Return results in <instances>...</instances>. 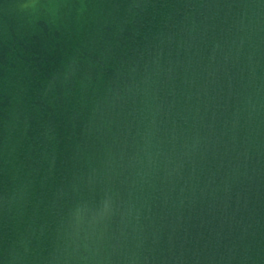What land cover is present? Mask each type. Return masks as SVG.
<instances>
[{"label":"water","instance_id":"obj_1","mask_svg":"<svg viewBox=\"0 0 264 264\" xmlns=\"http://www.w3.org/2000/svg\"><path fill=\"white\" fill-rule=\"evenodd\" d=\"M0 264H264V0H0Z\"/></svg>","mask_w":264,"mask_h":264},{"label":"clouds","instance_id":"obj_2","mask_svg":"<svg viewBox=\"0 0 264 264\" xmlns=\"http://www.w3.org/2000/svg\"><path fill=\"white\" fill-rule=\"evenodd\" d=\"M31 4H32L34 9L39 10V8L42 4V0H31Z\"/></svg>","mask_w":264,"mask_h":264}]
</instances>
